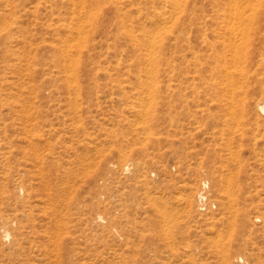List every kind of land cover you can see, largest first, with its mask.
<instances>
[{
  "label": "rangeland",
  "instance_id": "obj_1",
  "mask_svg": "<svg viewBox=\"0 0 264 264\" xmlns=\"http://www.w3.org/2000/svg\"><path fill=\"white\" fill-rule=\"evenodd\" d=\"M263 29L264 0H0V264H264Z\"/></svg>",
  "mask_w": 264,
  "mask_h": 264
},
{
  "label": "bare ground",
  "instance_id": "obj_2",
  "mask_svg": "<svg viewBox=\"0 0 264 264\" xmlns=\"http://www.w3.org/2000/svg\"><path fill=\"white\" fill-rule=\"evenodd\" d=\"M79 28V27H78ZM264 30V29H263ZM78 32V31H77ZM80 33V32H79ZM244 34V33H243ZM80 36V35H79ZM242 37V36H241ZM262 39L264 40V31H263V34H262ZM230 38V37H229ZM243 39H245V38H243ZM231 45V44H230ZM233 45H234V42H233ZM68 46V45H67ZM210 47V46H209ZM234 47V46H233ZM67 48V47H66ZM227 48V47H226ZM226 48L225 47H223V46H221L220 48H218V47H211V52L208 54V58H205L204 57V53L203 54H201V56L200 55H197V58L200 60V64L202 65V66H204V65H206V64H213V63H215V64H222V62L224 63V61H226L227 59H228V52H227V50H226ZM67 49H69V48H67ZM233 49V48H232ZM70 50V49H69ZM69 50H68V54H69ZM234 50V49H233ZM71 51V50H70ZM231 51V50H230ZM194 53H195V51H193ZM247 52V51H246ZM71 53V52H70ZM248 53H249V51H248ZM149 56H150V54H149ZM151 59V58H150ZM230 59L232 60V62L234 61V54L232 55H230ZM153 60V59H152ZM152 60H150L151 61V65H152ZM148 61H149V58H148ZM257 61L258 62H262V63H264V54L262 55V56H259V58L257 59ZM150 64V63H149ZM233 64H234V62H233ZM227 65V64H226ZM148 67V66H147ZM224 67H225V65H224ZM151 68V67H150ZM149 68V69H150ZM148 69V68H147ZM199 70H201V68H199ZM225 70V69H224ZM244 71V70H243ZM153 72V71H152ZM71 74V73H70ZM72 75V74H71ZM70 75V76H71ZM239 76V75H238ZM151 81V80H150ZM259 104V106H260V109H263L264 110V104H262V103H258ZM112 165V164H111ZM129 168V162H128V164H124V169H128ZM202 183H204V186L205 187H208V181H205L204 180V182L202 181ZM209 195L210 194H208L207 193V190L205 191V189L202 187V190L201 191H199L198 192V197H199V201H200V208H202L201 210H206V211H208L207 209H206V207L207 206H205V205H207V202H208V200H209ZM186 200V199H185ZM187 201V200H186ZM185 201V202H186ZM188 202H189V200H188ZM209 208V207H208ZM102 215H99L98 217H101ZM103 220V219H102ZM4 234V233H3ZM5 237H7V238H9L10 237V233L9 232H7L6 231V233H5ZM4 238V237H3ZM238 260L239 261H241V260H245L244 259V257L243 256H238ZM238 261V262H239ZM239 264H243V263H239ZM245 264V263H244ZM247 264V263H246Z\"/></svg>",
  "mask_w": 264,
  "mask_h": 264
}]
</instances>
